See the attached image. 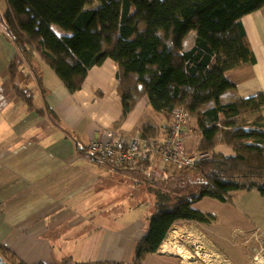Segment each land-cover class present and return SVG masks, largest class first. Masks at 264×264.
Masks as SVG:
<instances>
[{"label": "trees", "instance_id": "16d2710c", "mask_svg": "<svg viewBox=\"0 0 264 264\" xmlns=\"http://www.w3.org/2000/svg\"><path fill=\"white\" fill-rule=\"evenodd\" d=\"M4 1L2 34L18 54L8 64V76L12 90L29 109L33 108V93L15 82L22 62L33 67L41 84L34 69L38 58L69 92H75L92 67L111 59L123 106L113 128H119L136 103L146 97L148 106L166 125L144 123L136 135L141 141L154 147L161 144L177 108H183L189 120L196 122L198 130L190 137L202 132L190 151L205 153L206 158L192 169L184 168L199 175L197 190L171 200L168 193L150 189L155 212L135 244L132 259L79 264L141 262L160 248L176 221H210V215L193 207L203 197L230 205L235 191L257 190L264 197V96L220 101L221 94L235 86L226 71L255 61L242 18L264 7V0ZM191 29L195 30L193 44L184 49L183 39ZM220 145L231 147L232 153L218 151Z\"/></svg>", "mask_w": 264, "mask_h": 264}, {"label": "crops", "instance_id": "0c3cea01", "mask_svg": "<svg viewBox=\"0 0 264 264\" xmlns=\"http://www.w3.org/2000/svg\"><path fill=\"white\" fill-rule=\"evenodd\" d=\"M4 7L0 0V12ZM242 23L255 61L226 71L235 86L222 95L230 100L264 93V7L246 14ZM15 55L0 25V250L24 264L129 262L151 215L145 213L148 205L137 201L134 184L164 170L163 164L152 155L121 168L112 158L90 153L88 145L107 139L109 131L132 137L144 123L163 126L165 119L144 97L119 128L112 127L123 106L111 59L92 67L75 92L38 58L34 69L41 84L33 67L22 62L15 82L33 93L29 109L11 88L8 64ZM145 114L153 115L144 119ZM201 137V131L189 137L187 148H196ZM239 192L244 193L232 198L233 205L220 202V214L210 215L227 222L239 242L251 237V244L239 249L238 264L250 258L264 264V197L257 190Z\"/></svg>", "mask_w": 264, "mask_h": 264}, {"label": "rangeland", "instance_id": "374dc122", "mask_svg": "<svg viewBox=\"0 0 264 264\" xmlns=\"http://www.w3.org/2000/svg\"><path fill=\"white\" fill-rule=\"evenodd\" d=\"M2 4L3 6L5 5L4 0H2ZM194 36L195 30L191 29L183 39L182 44L184 49L192 46ZM260 94L264 96V93L259 92L253 93L242 99H249ZM220 101L229 102L232 100H230L227 95L221 94ZM149 115L153 114H145L144 119L149 117ZM155 120L157 123H161L163 118L155 117ZM189 123L194 126L196 122L192 119L189 120ZM217 150L225 154L232 153L231 147L227 145H220ZM155 156L159 158L158 154H155ZM184 170L185 169H172L170 167H164V170L155 169L152 171V174L149 177H146L145 180H142L141 183L135 182V191L137 194L139 193L137 201L144 203V205L147 204L149 207L145 206L146 214H153L155 212L154 196L148 192V189H160L163 192L168 193L171 200H174L177 195L190 196L197 190L200 183L199 175L193 170ZM127 185L129 186V182H127ZM240 193L244 192L235 191L231 193V196L233 199L237 200L242 195ZM198 202L200 203L198 204ZM198 202L194 203L195 209L208 215L220 214L217 209L218 207H221L220 201L210 197H203ZM212 215H210L211 218L209 219L211 222L209 221V224L206 222H196L198 224L197 226H200L199 228L202 230L203 234L200 233L201 231L196 225H192L190 222L173 226L166 239L163 240L160 248L155 253L145 256L141 262L136 264H180L179 262L181 259L184 261L183 264H238L237 260L240 258L239 249L244 246L245 243L251 244V237H249L248 241L239 242L231 231L232 227L226 225L227 222L222 218L215 221L216 219L214 220ZM141 216H143L142 212ZM162 245H165L168 250L163 251ZM177 249H182L185 252V258L180 257L179 254L176 253ZM162 253L170 255H172L171 253H175L177 258L159 255ZM19 255L22 256L23 254L19 253ZM226 258L229 260V263L227 262L228 260L226 261ZM12 259V257L4 254L0 250V264H13ZM250 261H248L247 264L254 263L252 258H250Z\"/></svg>", "mask_w": 264, "mask_h": 264}, {"label": "built area", "instance_id": "2783aa9c", "mask_svg": "<svg viewBox=\"0 0 264 264\" xmlns=\"http://www.w3.org/2000/svg\"><path fill=\"white\" fill-rule=\"evenodd\" d=\"M188 121V114L183 108L175 109L172 112L162 143L157 147L141 141L136 135L132 137L113 136L109 131L107 139L91 141L88 150L92 154L112 158L120 165L133 164L158 154L163 167L172 169L191 168L197 161L206 157L205 153H193L187 148L186 140L194 133L188 127Z\"/></svg>", "mask_w": 264, "mask_h": 264}, {"label": "bare ground", "instance_id": "6f19581e", "mask_svg": "<svg viewBox=\"0 0 264 264\" xmlns=\"http://www.w3.org/2000/svg\"><path fill=\"white\" fill-rule=\"evenodd\" d=\"M162 250L165 251V250H168L167 247L165 245H162ZM176 253L182 255V257L185 256V252L182 250V249H177L176 250ZM213 255V254H212ZM185 258V257H184Z\"/></svg>", "mask_w": 264, "mask_h": 264}, {"label": "flooded vegetation", "instance_id": "af4514ba", "mask_svg": "<svg viewBox=\"0 0 264 264\" xmlns=\"http://www.w3.org/2000/svg\"><path fill=\"white\" fill-rule=\"evenodd\" d=\"M196 254H197V253H196ZM159 255H161V256H169V257H175V258H177L176 256H172V255L165 254V253H162V254H159ZM180 262H183V261L181 260ZM13 264H15V263L13 262Z\"/></svg>", "mask_w": 264, "mask_h": 264}, {"label": "water", "instance_id": "95a60500", "mask_svg": "<svg viewBox=\"0 0 264 264\" xmlns=\"http://www.w3.org/2000/svg\"><path fill=\"white\" fill-rule=\"evenodd\" d=\"M170 255V254H169Z\"/></svg>", "mask_w": 264, "mask_h": 264}]
</instances>
